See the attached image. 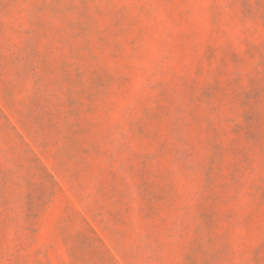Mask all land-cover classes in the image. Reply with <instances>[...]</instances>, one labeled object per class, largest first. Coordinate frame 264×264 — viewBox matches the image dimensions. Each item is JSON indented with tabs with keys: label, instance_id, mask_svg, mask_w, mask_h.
Masks as SVG:
<instances>
[{
	"label": "rangeland",
	"instance_id": "1",
	"mask_svg": "<svg viewBox=\"0 0 264 264\" xmlns=\"http://www.w3.org/2000/svg\"><path fill=\"white\" fill-rule=\"evenodd\" d=\"M0 264H264V0H0Z\"/></svg>",
	"mask_w": 264,
	"mask_h": 264
}]
</instances>
